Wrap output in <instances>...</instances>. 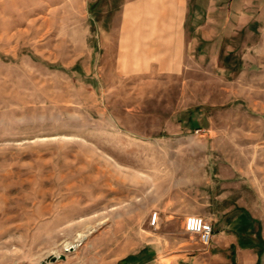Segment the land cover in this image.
<instances>
[{
    "label": "rangeland",
    "instance_id": "1",
    "mask_svg": "<svg viewBox=\"0 0 264 264\" xmlns=\"http://www.w3.org/2000/svg\"><path fill=\"white\" fill-rule=\"evenodd\" d=\"M103 22L91 0H0V264H172L213 250L185 230L213 214L250 221L228 250L264 264V50L123 74Z\"/></svg>",
    "mask_w": 264,
    "mask_h": 264
},
{
    "label": "crops",
    "instance_id": "2",
    "mask_svg": "<svg viewBox=\"0 0 264 264\" xmlns=\"http://www.w3.org/2000/svg\"><path fill=\"white\" fill-rule=\"evenodd\" d=\"M91 1L104 21L97 29L100 43L115 57L117 69L123 74L173 72L199 51L201 43L214 49L264 50V0ZM211 219L215 230L213 250L194 252L186 258L174 254L182 258L174 259L172 264H257V253L248 248H237L235 256L228 250L233 239L226 236H255L253 231L249 233V226L253 229L250 221L220 225L215 214ZM259 236H263L260 220ZM156 255V251L141 250L118 264H160Z\"/></svg>",
    "mask_w": 264,
    "mask_h": 264
},
{
    "label": "built area",
    "instance_id": "3",
    "mask_svg": "<svg viewBox=\"0 0 264 264\" xmlns=\"http://www.w3.org/2000/svg\"><path fill=\"white\" fill-rule=\"evenodd\" d=\"M158 218V212H154L151 217V225L155 226ZM185 230L190 234L199 236L201 243L204 245H210L215 234L213 223L200 215L187 216L185 219Z\"/></svg>",
    "mask_w": 264,
    "mask_h": 264
},
{
    "label": "bare ground",
    "instance_id": "4",
    "mask_svg": "<svg viewBox=\"0 0 264 264\" xmlns=\"http://www.w3.org/2000/svg\"><path fill=\"white\" fill-rule=\"evenodd\" d=\"M80 237H81L80 239L84 238V236H80ZM76 241H78V240H75L73 242L72 241H69V242L66 243L65 246L68 247L67 249H70L71 247L75 248V247H77L78 244H75V245H72V244H74V242H76Z\"/></svg>",
    "mask_w": 264,
    "mask_h": 264
},
{
    "label": "water",
    "instance_id": "5",
    "mask_svg": "<svg viewBox=\"0 0 264 264\" xmlns=\"http://www.w3.org/2000/svg\"><path fill=\"white\" fill-rule=\"evenodd\" d=\"M74 248L73 247H71L69 250H73ZM64 257V255H61L60 256V258H63Z\"/></svg>",
    "mask_w": 264,
    "mask_h": 264
}]
</instances>
